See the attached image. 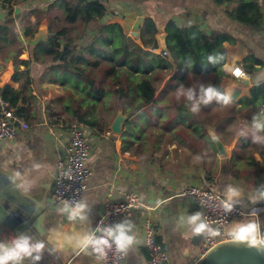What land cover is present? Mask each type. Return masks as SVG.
Masks as SVG:
<instances>
[{"label": "crops", "instance_id": "0c3cea01", "mask_svg": "<svg viewBox=\"0 0 264 264\" xmlns=\"http://www.w3.org/2000/svg\"><path fill=\"white\" fill-rule=\"evenodd\" d=\"M57 1L0 0V24L7 25L10 42L4 41L0 46V90L9 85L21 93L16 109H22V118L29 124V129L15 140L0 141V173L16 187L23 199L19 213L0 216V240L11 239L28 230L49 240L48 251L44 252L40 264H97L94 257L83 253L70 249L57 251L56 241L63 233L72 232L74 227L76 230L95 228L107 195L113 203L121 204L132 192L144 207L130 209L121 217V220L125 217L133 220L137 238V243L124 256L123 264H146L142 221L147 217L155 225L158 242L166 249L168 264H197L202 258L201 247L207 232L196 234L189 216L198 211L204 213V210L196 207L183 192L196 186L214 189L225 197L226 185L232 184L243 194L236 206L247 214L229 222L227 241L249 245V242L231 238L228 233L232 222L248 220L253 209L264 222V201L256 204L249 201V198H257V188L264 185V146L254 144L251 137L239 135L241 130L249 129V122L264 98V92L254 96L251 91L264 84V0L254 1L262 17L259 28L231 19L228 13L235 7L232 2L216 5L213 0L104 1L107 12L100 23L120 25L131 39V34L141 35L144 19L151 18L161 33L172 21L179 28L195 26L207 37L224 35L229 41L233 40L232 44L228 40L222 43L224 75L189 73L181 83L189 86L190 79L196 82L207 78V83L231 93L234 102L227 106L215 102L202 105L194 114L185 101L176 102L173 92L178 84L175 88L167 87L160 96L156 92V102L136 112L132 108L136 93L132 92L121 102L111 92L116 87L95 103L92 112L83 103L86 120L95 122L93 125L79 124L91 145L86 164L91 175L83 195L91 205V213L88 222L75 225L61 212L62 206L52 201L57 162L66 154L70 127L78 124L73 123L74 117L66 109L70 97L66 94L74 89L49 76L50 59L46 56L38 62L31 60L35 44L45 39L53 26L46 25L48 20L55 23L57 19H64L63 11L51 19L47 17L48 12L60 8ZM86 28V35L92 40L97 34L96 27L88 25ZM148 35L143 32L145 46L140 38V42H136L143 49L162 56L160 47L159 50L151 48ZM91 40L83 44V48ZM20 61L29 64L22 65ZM235 67L243 69V78H233ZM154 82L159 80L156 78ZM168 89L171 90L168 92ZM171 100H174L173 106ZM119 111L126 119L121 133L114 134L110 128ZM100 114L104 116L101 122ZM212 133L224 146L225 155L218 153ZM26 208L32 215L29 224L33 227L29 229L24 226L27 217L22 216ZM261 232L264 233V226ZM255 246L264 248V240L258 238Z\"/></svg>", "mask_w": 264, "mask_h": 264}, {"label": "trees", "instance_id": "16d2710c", "mask_svg": "<svg viewBox=\"0 0 264 264\" xmlns=\"http://www.w3.org/2000/svg\"><path fill=\"white\" fill-rule=\"evenodd\" d=\"M213 1L216 5H222L225 2L234 3L235 7L228 13L234 21L255 28L261 26L262 17L258 12L257 4L254 3L255 0ZM56 3L63 11L64 22L70 25L80 23L84 28L93 25L97 31L91 43L80 48L75 45L73 39L68 37L66 28L58 32L48 29L47 36L35 44L31 55L33 62H38L44 56L49 57L50 66L47 68L49 76L68 84L80 96L77 107L72 108L69 105L66 107L78 124H95L91 120H86L83 103L100 101L103 95L106 92L110 93L114 87L116 89L111 92L121 102H125L132 92L136 93L137 98L132 107L134 112L154 104L156 102L154 79L161 76V70L172 68L169 59L175 63L177 70L173 81L169 82V86L173 88L180 84L189 73L199 75L215 72L218 75H224L222 65L225 61V50L222 43L225 40L229 41L224 35L207 37L195 26L187 25L179 28L169 21L164 28L168 59L151 53L146 48L143 49L131 38L126 37L120 25L100 23L107 12V7L102 1L58 0ZM143 32L149 34L151 48L158 49L156 37L161 32L157 30L151 18L144 19L141 25L140 38L145 46L147 42L144 40L145 36L143 38ZM8 33L7 25L1 23L0 46L5 42L10 43ZM25 35L27 36V33ZM229 42L234 43L231 39ZM216 54L222 56L223 60L215 65L209 64L207 57ZM189 60L194 63L191 69L186 67ZM20 63L29 64L24 61ZM95 69L98 75L92 74ZM68 75L84 81L85 88L77 84L72 85L65 78ZM104 82L106 89H104ZM251 91L254 96H257L260 92H264V84L254 87ZM20 95V92L9 85L0 90V96L15 109L21 98ZM16 112L19 116H23L22 109H16Z\"/></svg>", "mask_w": 264, "mask_h": 264}, {"label": "clouds", "instance_id": "9594fccd", "mask_svg": "<svg viewBox=\"0 0 264 264\" xmlns=\"http://www.w3.org/2000/svg\"><path fill=\"white\" fill-rule=\"evenodd\" d=\"M208 63L215 65L223 60V57L209 55ZM194 63L189 60L186 64L191 69ZM206 67V66H205ZM237 73H240L239 70ZM177 101H185L189 110L196 114L201 106H207L213 102L227 106L234 102L231 93L221 90L220 86L212 83H199L191 86H185L180 83L175 90ZM239 135L247 138L251 137L254 144L264 146V118L259 114H254L249 122L248 130H241ZM214 140L218 139L215 133H212ZM257 198L250 199L252 204L264 201V185L257 188ZM225 212H232L234 207L243 198L239 188L232 184L226 185L224 189ZM66 215L67 220L75 225L77 222L86 223L89 221L91 205L86 197L79 200H66L61 209ZM248 220L232 222L229 226V236L241 242H249V246H255L258 238L264 240V233L261 232L264 222L259 218L258 211L253 209L248 214ZM189 221L196 234L217 235L218 233L206 223L205 214L198 211L189 216ZM51 233V230H49ZM49 240L42 238L38 233L25 230L21 231L11 239L0 240V264H40L45 251H48L47 244ZM57 251L71 250L76 253H83L89 257H94L97 264H102L107 260L108 253L115 248L116 252L121 254V258L127 255L130 248L137 243L135 234V223L128 217L112 224H98L95 228L86 230H76L65 232L62 238H58ZM49 254H52L51 251Z\"/></svg>", "mask_w": 264, "mask_h": 264}, {"label": "built area", "instance_id": "2783aa9c", "mask_svg": "<svg viewBox=\"0 0 264 264\" xmlns=\"http://www.w3.org/2000/svg\"><path fill=\"white\" fill-rule=\"evenodd\" d=\"M102 2L107 0H100ZM162 56H167L161 50ZM239 70L240 75H237ZM232 76L240 79L245 76V72L240 67L232 70ZM256 114L264 118V98L260 102ZM29 129V124L22 116H19L16 109L0 96V141L15 140L22 132ZM91 153V145L83 127L74 124L70 127L69 139L65 156L57 162L54 176L52 201L55 205L62 206L66 200H79L83 197L91 172L86 164ZM184 196L192 199L194 205L204 210L206 223L218 234H208L201 247V257L215 249L218 245L227 241V229L229 222L237 217H242L247 213L237 206L228 213L224 210L225 197L217 193L214 189L191 186L184 192ZM110 195L104 198L101 213L97 219L98 224H112L121 221V217L126 215L130 209L144 207L140 199L132 192L128 193L125 201L115 204L111 201ZM143 246L147 252L146 264H168L169 258L166 249L157 240L155 225L151 218L147 217L142 221ZM125 257L116 252L115 248L108 253L106 261L102 264H123Z\"/></svg>", "mask_w": 264, "mask_h": 264}, {"label": "water", "instance_id": "95a60500", "mask_svg": "<svg viewBox=\"0 0 264 264\" xmlns=\"http://www.w3.org/2000/svg\"><path fill=\"white\" fill-rule=\"evenodd\" d=\"M159 47L162 51L167 52L166 35L159 34L156 37ZM126 116L121 111L118 112L115 120L111 125V132L114 134L121 133L122 124L125 121ZM218 153L225 155V149L222 143L212 138ZM23 199L20 198L16 187L7 181L6 176L0 173V216H4L6 213L17 214ZM26 207V206H24ZM30 209L23 210V218L25 220V227L27 229L32 228L30 223L31 215ZM197 264H264V248L250 247L235 242H224L218 245L215 249L207 253Z\"/></svg>", "mask_w": 264, "mask_h": 264}, {"label": "rangeland", "instance_id": "374dc122", "mask_svg": "<svg viewBox=\"0 0 264 264\" xmlns=\"http://www.w3.org/2000/svg\"><path fill=\"white\" fill-rule=\"evenodd\" d=\"M104 3V2H103ZM106 4V3H105ZM53 11V10H52ZM48 19H51V17H53V16H55L56 14H58V15H61L62 14V10L60 9V8H57L54 12H48ZM42 15V14H41ZM41 20H43V18L41 19ZM45 21V20H44ZM54 21V20H53ZM53 21L52 22H50L49 20H48V24H46L48 27H50L49 25H53L52 27H50V29L52 30V31H54V32H58V31H60L62 28H66V30H67V35H68V37L70 38V39H73L75 42V45L77 46V47H80V48H83V44H85L87 41H90L91 39H89V37H91V36H89V35H86V32H87V28H86V30L84 29V27L80 24V23H76V24H74V25H70V24H67L66 22H64V19L62 18L61 20L60 19H57V20H55V23H53ZM106 24V23H105ZM46 26V27H47ZM42 28H45V26L44 25H42L41 26ZM85 31V32H84ZM83 33H84V35L86 36V38H84V40H83ZM161 34H164V33H161ZM130 35V34H129ZM159 35V34H158ZM131 37H132V39H134L135 40V43H137L138 41L140 42V35H139V37H138V35L136 36L135 34H131L130 35ZM138 38H140L139 40H138ZM92 41V40H91ZM137 41V42H136ZM138 42V43H139ZM137 43V44H138ZM159 50V49H158ZM159 53H161V50H159ZM164 57V56H163ZM48 59H50L49 57H47ZM167 58H168V56H167ZM169 59V58H168ZM169 62L170 63H172V68H168V69H166V70H161V76L159 77V78H157L158 80H159V82L158 83H155L154 82V87H155V94H156V92H157V94H158V96H160L161 94L160 93H162L164 90H166V88L167 87H169V82L170 81H173V77L176 75V73L175 72H173L176 68H175V63L171 60V59H169ZM95 71V73H92L93 75H98V73H96L97 71H96V69L94 70ZM93 71V72H94ZM173 73H175V74H173ZM65 78H67L68 79V81H70L71 82V84L72 85H78V86H80V87H82L83 86V88H85V82L83 81H79V80H77L76 78H75V76L74 77H72V76H70V75H68V76H66ZM61 80H63V78L61 79ZM167 80H169L168 81V83L167 84H164V82L165 81H167ZM162 81H164L163 83H161ZM199 83H207V78H200L198 81H193L192 82V80L190 79V82H189V86H191V85H193V84H199ZM87 90V89H86ZM171 89H168V92L170 91ZM75 91V90H74ZM74 91H72V93L70 92V94H66L68 97H69V99H67V101H66V104H68L70 107H77L78 106V99L80 98V96H77L76 95V91L74 92ZM175 92H173V94H174ZM154 94V95H155ZM174 97L176 98V96H175V94H174ZM175 101H176V99H175ZM181 101H183V100H181ZM176 102H178V101H176ZM173 103H174V100H171L170 101V105L171 106H173ZM85 105H87L88 106V108H89V112H92L93 111V107H95V103H93L92 101L91 102H87V103H85ZM73 118V117H72ZM99 121L101 122V121H103L104 120V116H103V114H100V117H99ZM75 119L73 118V123H77V122H75L74 121Z\"/></svg>", "mask_w": 264, "mask_h": 264}, {"label": "snow or ice", "instance_id": "6c2138e0", "mask_svg": "<svg viewBox=\"0 0 264 264\" xmlns=\"http://www.w3.org/2000/svg\"><path fill=\"white\" fill-rule=\"evenodd\" d=\"M237 75H240V73H236Z\"/></svg>", "mask_w": 264, "mask_h": 264}]
</instances>
